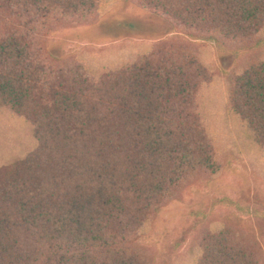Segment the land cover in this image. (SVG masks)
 <instances>
[{
    "label": "trees",
    "instance_id": "obj_1",
    "mask_svg": "<svg viewBox=\"0 0 264 264\" xmlns=\"http://www.w3.org/2000/svg\"><path fill=\"white\" fill-rule=\"evenodd\" d=\"M119 1L175 33L112 64L49 53L50 33L95 24ZM208 41L244 55L221 72L201 55ZM262 43L264 0H0V113L34 140L0 165V264H156L144 238L159 211L236 159L203 113L215 76L225 121L264 160ZM195 240L189 264H263L230 225Z\"/></svg>",
    "mask_w": 264,
    "mask_h": 264
},
{
    "label": "rangeland",
    "instance_id": "obj_2",
    "mask_svg": "<svg viewBox=\"0 0 264 264\" xmlns=\"http://www.w3.org/2000/svg\"><path fill=\"white\" fill-rule=\"evenodd\" d=\"M174 33L163 18L119 1L108 4L95 24L50 33L47 48L58 58L76 54L87 62L112 64L146 52L156 41ZM201 45L206 64L221 72L229 71L245 52L233 53L213 41ZM259 47L263 48V57L264 43ZM224 82L223 75L215 76L203 95L202 107L213 133L223 147L236 153V159L230 160L216 179L193 187L185 201L171 202L159 211L153 229L144 238L145 243L156 248V264H189L200 228L225 224L256 245L264 264V160L254 150L247 154L249 141L244 131L237 130L230 119L225 121ZM4 112L0 113V165L23 156L34 145L25 121Z\"/></svg>",
    "mask_w": 264,
    "mask_h": 264
}]
</instances>
